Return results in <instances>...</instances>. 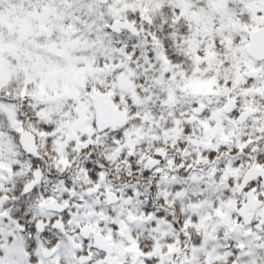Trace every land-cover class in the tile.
Wrapping results in <instances>:
<instances>
[{
  "label": "snow or ice",
  "instance_id": "1",
  "mask_svg": "<svg viewBox=\"0 0 264 264\" xmlns=\"http://www.w3.org/2000/svg\"><path fill=\"white\" fill-rule=\"evenodd\" d=\"M0 264H264V0H0Z\"/></svg>",
  "mask_w": 264,
  "mask_h": 264
}]
</instances>
